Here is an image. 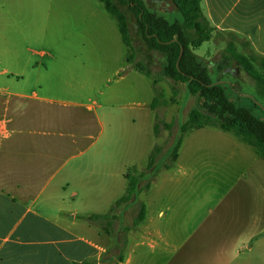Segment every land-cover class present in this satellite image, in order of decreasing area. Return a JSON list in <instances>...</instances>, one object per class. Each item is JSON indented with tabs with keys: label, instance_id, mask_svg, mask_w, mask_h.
<instances>
[{
	"label": "rangeland",
	"instance_id": "374dc122",
	"mask_svg": "<svg viewBox=\"0 0 264 264\" xmlns=\"http://www.w3.org/2000/svg\"><path fill=\"white\" fill-rule=\"evenodd\" d=\"M114 1L126 14L135 62L150 75L127 63L129 51L121 41L116 22L98 0H0V31L11 35L15 46L28 45L36 54L29 59L30 65L37 64L30 73H38L42 92L69 106L54 124L64 127L68 134L80 135V147L87 148L79 160L57 176H87L90 180L96 176L97 189L101 188L102 194L107 197L114 193L120 198L128 185L122 176L129 170L145 172L139 188L153 179V173H146L145 168L152 149L158 146L161 151L154 164L156 176L149 192H138V200H143L152 214L163 210L169 216L172 208L175 219L168 231L176 232L178 237L191 233L189 245H192L209 225L222 222L223 218L231 219L228 214L231 212H223L228 203V199H223L229 187L236 184L238 176H264V160L232 134L203 127L185 136L177 161L172 168L164 169L170 148L179 137V127L190 110L205 112V101L198 95H190L185 84L162 75L164 57L149 51L142 43L136 17L126 0ZM144 3L168 22L182 20L168 0H144ZM229 39L226 34L214 37L193 53L232 103L249 109L254 117L264 121V97L256 82L238 66L223 65ZM243 42L240 37L236 39L239 53L245 51ZM26 56L21 53V57ZM3 67L0 64V71ZM160 93L163 97L154 109L150 104ZM88 105L96 111L101 107V124L84 108ZM156 118L171 124V129L160 126L156 136L153 132ZM239 148L244 151L243 157L236 155ZM78 164L80 172L71 173ZM240 188L264 190V178L256 183L255 179L243 181L236 190ZM136 215L137 206L133 217ZM220 228L216 230L219 235L223 231Z\"/></svg>",
	"mask_w": 264,
	"mask_h": 264
},
{
	"label": "crops",
	"instance_id": "0c3cea01",
	"mask_svg": "<svg viewBox=\"0 0 264 264\" xmlns=\"http://www.w3.org/2000/svg\"><path fill=\"white\" fill-rule=\"evenodd\" d=\"M202 9L217 30L236 34L264 56V0H203ZM15 44L0 31V264H264V190H236L264 176H238L223 199L231 219L223 214L192 245L191 233L178 237L168 231L172 208L169 216L163 210L148 213L141 199L144 218L136 226L135 204L117 210L118 219L89 222L121 197L102 194L96 176H57L87 148L80 147V135L54 124L69 106L42 92L38 73H30L35 53ZM84 108L101 124L100 106Z\"/></svg>",
	"mask_w": 264,
	"mask_h": 264
},
{
	"label": "trees",
	"instance_id": "16d2710c",
	"mask_svg": "<svg viewBox=\"0 0 264 264\" xmlns=\"http://www.w3.org/2000/svg\"><path fill=\"white\" fill-rule=\"evenodd\" d=\"M168 1L181 14V21L168 22L164 17L151 12L146 7L144 0H126L129 10L136 17L140 40L149 51L158 52L165 59L162 75L174 82L185 84L190 95H198L205 101V112L198 109L190 110L186 120L179 127V137L170 148L169 162L165 164L164 169L171 168L176 161L185 135L194 129L203 127H211L232 134L244 144L252 147L257 155L264 159V121L254 117L249 109L237 107L232 103L224 88L211 80L207 67L197 60L193 52L204 42L226 34L231 39L224 50L223 65L231 63L241 68L248 77L256 82L262 97H264V56L256 54L251 49L249 42L245 40L241 44L245 51L239 53L236 45V39L239 37L231 32H221L211 25L202 9L203 0ZM99 2L117 24L122 43L129 51L126 58L127 63L136 71L150 75L148 70L135 62L133 38L126 14L114 0H99ZM218 69L220 70L222 67L219 66ZM162 97L161 93L157 94V98L155 97L152 102V108L155 109L159 105L160 101H157ZM160 126L166 130L172 127L171 124L156 118L153 129L156 136L159 134ZM160 151L161 149L155 146L150 153L145 170L146 173H153V179L148 184L139 188L145 177V172L129 170L125 175L128 181L125 194L111 206L107 214L92 215L87 220L91 223L115 220L118 219L114 215L117 210L135 204L137 215L133 225H138L144 218V205L138 200V192L148 190L151 186L150 183L154 181L157 173L154 164ZM124 230L129 229L125 228Z\"/></svg>",
	"mask_w": 264,
	"mask_h": 264
},
{
	"label": "water",
	"instance_id": "95a60500",
	"mask_svg": "<svg viewBox=\"0 0 264 264\" xmlns=\"http://www.w3.org/2000/svg\"><path fill=\"white\" fill-rule=\"evenodd\" d=\"M170 9H172V6H169Z\"/></svg>",
	"mask_w": 264,
	"mask_h": 264
}]
</instances>
